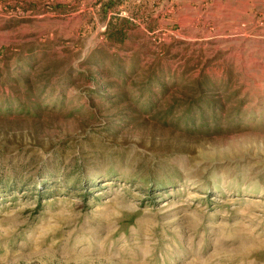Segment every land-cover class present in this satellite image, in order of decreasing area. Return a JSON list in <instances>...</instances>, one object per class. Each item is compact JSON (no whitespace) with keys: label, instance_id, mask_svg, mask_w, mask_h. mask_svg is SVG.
<instances>
[{"label":"rangeland","instance_id":"1","mask_svg":"<svg viewBox=\"0 0 264 264\" xmlns=\"http://www.w3.org/2000/svg\"><path fill=\"white\" fill-rule=\"evenodd\" d=\"M0 264H264V0H0Z\"/></svg>","mask_w":264,"mask_h":264},{"label":"trees","instance_id":"2","mask_svg":"<svg viewBox=\"0 0 264 264\" xmlns=\"http://www.w3.org/2000/svg\"><path fill=\"white\" fill-rule=\"evenodd\" d=\"M207 118V117H206ZM206 118L205 117H202V119L205 121L206 120Z\"/></svg>","mask_w":264,"mask_h":264}]
</instances>
